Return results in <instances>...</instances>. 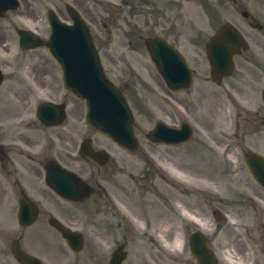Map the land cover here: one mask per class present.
Instances as JSON below:
<instances>
[{"label":"rangeland","instance_id":"1","mask_svg":"<svg viewBox=\"0 0 264 264\" xmlns=\"http://www.w3.org/2000/svg\"><path fill=\"white\" fill-rule=\"evenodd\" d=\"M28 1H31V3L33 2V4L37 5V0H28ZM156 1H157V3H159L160 0H156ZM179 153H181V152L178 151L177 153H175L173 150H169V151L165 150L164 151V154L167 157L173 158V159H179V161L181 163L183 162V163L189 164L190 161H188V160H194V159H190V156H186L184 154H179ZM203 156H204L203 158L205 160L206 154H204ZM185 159H187V160H185ZM183 163H182L183 168L187 169V168H185V165ZM221 166H222L221 164L218 166L220 174L222 173ZM217 188L219 189V195L223 199V202L228 204V209H229L228 212H229L230 218H232L233 220L238 219L241 221V223H245L249 227L255 226V222H258L259 227H260V223L264 224V194H263V192H261L258 189L259 193L261 192L260 197L262 199H261V201L256 200L258 205H257V207H254L253 203L250 200H247L248 203H245L244 199H246V198L242 197L243 194L245 192H247L249 189L245 182L241 183V187H237L235 184L230 183L227 180V178H225L224 176L223 177L220 176V180L218 181ZM238 189L241 191L238 192L237 191ZM253 199H254V197H253ZM220 204H222L221 201H220ZM154 218H157V216H154ZM260 230H261V227H260ZM263 233H264V231H263ZM49 238H53V237H49ZM218 241L221 242L222 244L227 245L225 238H220ZM219 242L216 241L214 243L215 247H216V244H218ZM157 249H158V247H157ZM242 249H243V247H242ZM249 250H250V254L254 255V248H253L252 244H249ZM59 252L61 254L63 253L62 250H59ZM46 254H47V252H46ZM245 254H246V257H248V251ZM250 254H249V257H250ZM48 256L49 257H47V258L52 260V263H54V264L62 258L56 252L50 253V255H48ZM255 257H262V256L259 254V252L258 253L256 252ZM64 258H67V257H64ZM59 264H61V260H60Z\"/></svg>","mask_w":264,"mask_h":264},{"label":"bare ground","instance_id":"2","mask_svg":"<svg viewBox=\"0 0 264 264\" xmlns=\"http://www.w3.org/2000/svg\"><path fill=\"white\" fill-rule=\"evenodd\" d=\"M162 230H163V232L168 233V232L170 231V227H169V225H167V224L162 225Z\"/></svg>","mask_w":264,"mask_h":264}]
</instances>
